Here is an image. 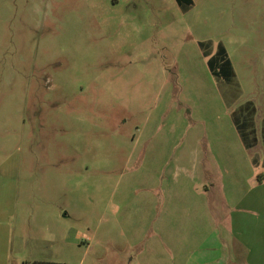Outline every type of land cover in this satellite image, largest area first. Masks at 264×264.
<instances>
[{
    "label": "rangeland",
    "instance_id": "rangeland-1",
    "mask_svg": "<svg viewBox=\"0 0 264 264\" xmlns=\"http://www.w3.org/2000/svg\"><path fill=\"white\" fill-rule=\"evenodd\" d=\"M263 161L264 0H0V264H255Z\"/></svg>",
    "mask_w": 264,
    "mask_h": 264
},
{
    "label": "trees",
    "instance_id": "trees-1",
    "mask_svg": "<svg viewBox=\"0 0 264 264\" xmlns=\"http://www.w3.org/2000/svg\"><path fill=\"white\" fill-rule=\"evenodd\" d=\"M179 6L183 9H187L192 4V0H176ZM200 46L202 47V54L208 57V66L211 74L216 79H223L229 81L234 76V70L231 60L225 51H221L217 55H210L211 41H201ZM245 110V106H244ZM254 108L250 107L244 111L242 120L238 121L236 128L246 148L254 146L257 142V137L252 127V118ZM251 127V128H249ZM256 162V159H253ZM264 165V161H263ZM23 264H70L67 262L53 261V260H25Z\"/></svg>",
    "mask_w": 264,
    "mask_h": 264
},
{
    "label": "crops",
    "instance_id": "crops-1",
    "mask_svg": "<svg viewBox=\"0 0 264 264\" xmlns=\"http://www.w3.org/2000/svg\"><path fill=\"white\" fill-rule=\"evenodd\" d=\"M255 253L258 254V255H261L259 258H262L260 262L257 261L255 264H264V256H263L264 255V246L263 247L262 246H258V247L250 248L248 256L249 257L251 256L252 258H254L253 255ZM249 257H248V259H249ZM254 262H255V260H254ZM249 264H250V261H249Z\"/></svg>",
    "mask_w": 264,
    "mask_h": 264
}]
</instances>
